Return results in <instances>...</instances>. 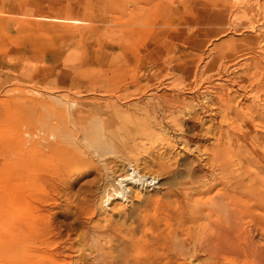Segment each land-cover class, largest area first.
Instances as JSON below:
<instances>
[{
  "label": "rangeland",
  "instance_id": "rangeland-1",
  "mask_svg": "<svg viewBox=\"0 0 264 264\" xmlns=\"http://www.w3.org/2000/svg\"><path fill=\"white\" fill-rule=\"evenodd\" d=\"M235 46L251 51L245 60L264 55V0H0V264H125L119 242L112 247L104 242L113 255L97 260L81 250L96 225L107 223L99 213L87 214L98 171L79 176V167L66 169L64 160L74 159L50 154L51 134L72 146L69 133L81 135L69 112L80 109L85 119L97 115L85 111L89 106L111 109L114 103L135 112L134 105L158 93L193 85L197 65ZM251 101L235 99L240 106ZM116 111L111 109L114 120L122 116ZM176 144L172 151L185 155L183 144ZM254 215L264 219V212ZM112 220L113 233L137 226L135 238L147 227L117 214ZM246 226L254 247L263 251L264 226ZM241 241L228 263L261 264V256H251L247 240ZM54 249L64 252L56 255ZM166 253L157 255L158 264H169Z\"/></svg>",
  "mask_w": 264,
  "mask_h": 264
},
{
  "label": "bare ground",
  "instance_id": "bare-ground-1",
  "mask_svg": "<svg viewBox=\"0 0 264 264\" xmlns=\"http://www.w3.org/2000/svg\"><path fill=\"white\" fill-rule=\"evenodd\" d=\"M250 53L236 46L220 49L210 62L197 65L193 85H176L142 104L135 103L132 113L114 103L112 108L122 115L115 120L112 108L89 106L85 111L97 115L84 116L87 119L80 109L69 112L81 136L69 133L74 139L68 147L61 134L52 133L54 141L48 151L59 152L62 159L75 160L81 154V160L62 161L66 169L79 167V176L98 171L99 185L90 191L95 197L86 213H99L107 222L97 224L87 235L83 252L89 250L87 255L94 260L106 258L113 255L106 247L119 242L125 264H158L157 255L163 250H167L165 262L169 264H177L180 258L181 264L188 259L191 264H227L229 254L237 253L244 238L250 254L260 255L264 264V250L254 247L251 228H244L248 222L256 229L264 226V219L254 215L264 212V55L245 60ZM238 55L242 61L236 60ZM240 67L243 72L238 73ZM236 98L252 99V103L240 106ZM64 140L70 142L65 135ZM176 143L183 144L185 155L177 157L180 152L172 151ZM156 148L157 154L151 157ZM151 192L157 197H151ZM141 207L146 209L138 219ZM170 207L180 211L169 215L165 210ZM114 214L122 220H139L140 229L147 227L139 238H135L134 225L130 231L122 228L124 235L113 233Z\"/></svg>",
  "mask_w": 264,
  "mask_h": 264
}]
</instances>
